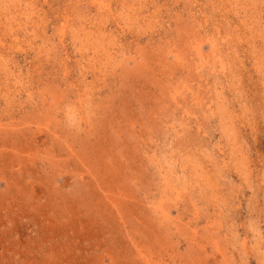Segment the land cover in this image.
<instances>
[{"label": "rangeland", "instance_id": "1", "mask_svg": "<svg viewBox=\"0 0 264 264\" xmlns=\"http://www.w3.org/2000/svg\"><path fill=\"white\" fill-rule=\"evenodd\" d=\"M0 264H264V0H0Z\"/></svg>", "mask_w": 264, "mask_h": 264}]
</instances>
